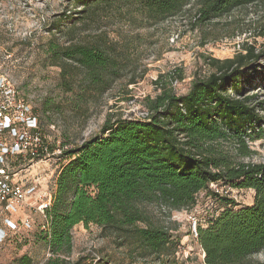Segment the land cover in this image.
<instances>
[{
	"label": "trees",
	"instance_id": "obj_1",
	"mask_svg": "<svg viewBox=\"0 0 264 264\" xmlns=\"http://www.w3.org/2000/svg\"><path fill=\"white\" fill-rule=\"evenodd\" d=\"M192 1L77 0L81 10L74 22L86 26L89 20L91 25L106 19L99 12L109 9L119 16L136 13L157 23L181 14ZM196 6V22L201 24L255 7L262 13L264 34V0H196ZM77 29L72 23L68 31ZM104 38L83 37L68 45L53 37L48 41V65L60 69L67 91L73 90L78 76L87 84L88 94L107 90L115 61ZM208 66L212 72L193 80L184 95L172 88L173 73L160 75L154 82L159 93L144 100L146 118H108L96 135L78 146L62 148L65 163L55 176L50 207L44 212L46 231L38 237L51 254L44 264L99 262L92 255L69 258L71 231L77 225L99 227L119 246L129 247L141 264H183L175 260L178 241L150 221L145 207L158 204L170 211L189 210L197 205L201 192L209 198L206 228L196 221L203 264H264V155L261 161H253L258 153L249 145L264 137V95L259 98L264 89V49L245 46L231 59H210ZM174 73L182 79L178 71ZM137 83L132 78L128 85ZM0 104L2 116L9 104L4 95ZM18 105L26 104L15 101L12 113ZM17 126L0 124V151L6 152L0 155V166L21 157H9L13 147L2 139L5 132L16 137ZM212 184L224 190L252 191V205L236 208L229 193H215ZM258 254L263 255L262 261L252 259ZM16 263L33 264L27 255Z\"/></svg>",
	"mask_w": 264,
	"mask_h": 264
},
{
	"label": "rangeland",
	"instance_id": "obj_2",
	"mask_svg": "<svg viewBox=\"0 0 264 264\" xmlns=\"http://www.w3.org/2000/svg\"><path fill=\"white\" fill-rule=\"evenodd\" d=\"M76 1L0 0V100L4 95L10 104L0 116V124L18 125L16 137L5 132L2 139L13 147L9 157L21 155L18 160L11 159L12 164L10 159L4 162L0 169L8 175L11 186L32 190L14 213L6 212L0 204V264H17L22 255L29 256L33 264H44L50 257L46 244L38 239L46 231V224L37 209L52 193L55 176L65 163L63 147L78 146L96 135L108 118H146L144 100L159 93L154 82L160 75L173 73L172 88L177 95H184L193 80L212 72L210 59H231L245 46L264 49L262 13L255 7L237 9L204 24L196 22V0L181 14L157 23L146 21L140 14L119 16L107 9L99 12L100 17L106 14V19L102 17L91 25L87 20L84 26L74 22L81 10ZM72 23L78 27L75 32L68 31ZM100 36L105 37L115 61L109 87L101 94H88L87 84L78 76L73 90L67 91L60 80V69L48 65V41L53 37L59 44L68 45L71 40ZM175 71L181 80H177ZM132 78L138 83L128 85ZM259 93L262 99L264 89ZM17 100L26 105H18L12 113ZM261 115L264 118V111ZM40 145L47 146L48 152L34 156ZM249 145L258 153L253 161H261L264 137ZM4 153L0 151V155ZM253 195L250 190L232 189L228 197L240 208L251 206ZM208 199V194L201 192L197 205L182 211H170L158 204L145 207L150 221L167 229L178 241V263L203 264V252L192 234V220L206 228ZM71 234V261L92 255L99 257L97 264L142 263L140 258L134 260L129 247L119 246L115 237L106 236L97 226L77 225ZM252 259L262 261L263 255Z\"/></svg>",
	"mask_w": 264,
	"mask_h": 264
},
{
	"label": "built area",
	"instance_id": "obj_3",
	"mask_svg": "<svg viewBox=\"0 0 264 264\" xmlns=\"http://www.w3.org/2000/svg\"><path fill=\"white\" fill-rule=\"evenodd\" d=\"M29 122L31 120L29 119ZM18 148V147H17ZM39 149H35V153L33 154L34 156L39 154H46L48 152V147L40 145L38 147ZM19 149V148H18ZM5 176V179H2V177ZM8 175L5 173L3 169H0V204L4 208V210L8 213H14L15 211L19 210L20 207L23 205L25 202V197L31 193L30 190L25 191L22 187L19 185H13L11 186L8 183ZM211 188L214 190L215 193L221 194V195H227L230 190H224V189H219L215 185H211ZM51 203V196L49 195L44 201L40 203L38 206L37 211L39 212L42 217H44V212L46 209L50 207ZM27 220V219H26ZM193 224H192V234L196 238V220L193 219ZM26 222V226L29 227L28 221ZM15 227V226H14Z\"/></svg>",
	"mask_w": 264,
	"mask_h": 264
},
{
	"label": "water",
	"instance_id": "obj_4",
	"mask_svg": "<svg viewBox=\"0 0 264 264\" xmlns=\"http://www.w3.org/2000/svg\"><path fill=\"white\" fill-rule=\"evenodd\" d=\"M203 258H204V256H203Z\"/></svg>",
	"mask_w": 264,
	"mask_h": 264
}]
</instances>
